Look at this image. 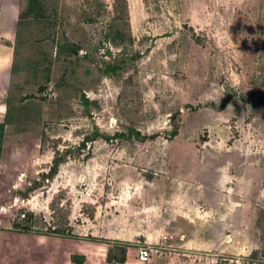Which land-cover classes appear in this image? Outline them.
<instances>
[{
    "label": "rangeland",
    "instance_id": "1",
    "mask_svg": "<svg viewBox=\"0 0 264 264\" xmlns=\"http://www.w3.org/2000/svg\"><path fill=\"white\" fill-rule=\"evenodd\" d=\"M39 1L0 56L3 223L264 264V0Z\"/></svg>",
    "mask_w": 264,
    "mask_h": 264
},
{
    "label": "crops",
    "instance_id": "2",
    "mask_svg": "<svg viewBox=\"0 0 264 264\" xmlns=\"http://www.w3.org/2000/svg\"><path fill=\"white\" fill-rule=\"evenodd\" d=\"M23 1L0 0V56L9 54V49L13 48L11 39H14L18 27ZM0 58L1 62L3 61V64H0L7 65L6 58ZM0 70L3 71L4 66ZM10 73L12 72L10 71L9 75ZM5 105V101L0 102V123L5 121ZM96 247L97 243L94 240L84 237L40 235L0 228V264H24L26 255H30V252L36 253L39 264H91V259L95 264H133L128 253L122 263L107 262V253H102V251L98 253ZM72 256H74V260L71 258ZM147 261L138 259L136 263L141 264Z\"/></svg>",
    "mask_w": 264,
    "mask_h": 264
},
{
    "label": "trees",
    "instance_id": "3",
    "mask_svg": "<svg viewBox=\"0 0 264 264\" xmlns=\"http://www.w3.org/2000/svg\"><path fill=\"white\" fill-rule=\"evenodd\" d=\"M41 9H42V6L39 0H27L25 9L19 14L18 26L21 21L29 17L34 18V16L35 17L41 16L42 15ZM58 49L60 50V52H66L71 55V54H77L78 51L80 50V46L76 43H71L65 40L62 43H59ZM230 98H231V95H227L225 99L220 103L219 107L224 108L226 104L230 101ZM5 121H6V117H5ZM3 131H4V124L0 123V140L3 136ZM175 134H176V129L171 132V135L174 136ZM59 162L60 160L58 158L54 159V164L50 168L51 174H53L56 171ZM20 230L28 232L30 229L27 227H22V228L20 227ZM56 234L59 236H70L68 234L67 235L62 234V231L56 232ZM71 258L74 260V256H72ZM125 259H126V249L124 247L116 246V247H111L108 249V252L106 255L107 261L109 262L114 261V262L122 263L125 261Z\"/></svg>",
    "mask_w": 264,
    "mask_h": 264
},
{
    "label": "built area",
    "instance_id": "4",
    "mask_svg": "<svg viewBox=\"0 0 264 264\" xmlns=\"http://www.w3.org/2000/svg\"><path fill=\"white\" fill-rule=\"evenodd\" d=\"M14 200L16 201L17 198H15ZM22 202H23V200H22ZM3 208L4 207H1V209H3ZM24 217H25V213L22 212L17 216V220H21ZM0 228L13 229V226H12L11 222L4 224L2 219L0 218ZM138 249H139L138 253H137L138 259L141 261H147L151 255V252H152L151 246L150 245H140Z\"/></svg>",
    "mask_w": 264,
    "mask_h": 264
}]
</instances>
